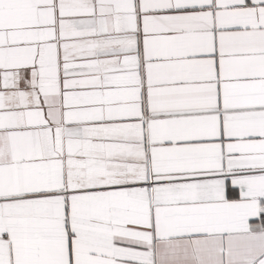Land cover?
I'll return each mask as SVG.
<instances>
[{"label":"snow or ice","instance_id":"1","mask_svg":"<svg viewBox=\"0 0 264 264\" xmlns=\"http://www.w3.org/2000/svg\"><path fill=\"white\" fill-rule=\"evenodd\" d=\"M0 264H264V0H0Z\"/></svg>","mask_w":264,"mask_h":264}]
</instances>
